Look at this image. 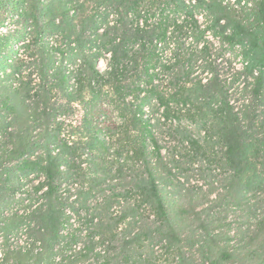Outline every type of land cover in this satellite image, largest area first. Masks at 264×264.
Returning <instances> with one entry per match:
<instances>
[{
	"label": "trees",
	"instance_id": "trees-1",
	"mask_svg": "<svg viewBox=\"0 0 264 264\" xmlns=\"http://www.w3.org/2000/svg\"><path fill=\"white\" fill-rule=\"evenodd\" d=\"M0 264H264V0H0Z\"/></svg>",
	"mask_w": 264,
	"mask_h": 264
},
{
	"label": "rangeland",
	"instance_id": "rangeland-1",
	"mask_svg": "<svg viewBox=\"0 0 264 264\" xmlns=\"http://www.w3.org/2000/svg\"><path fill=\"white\" fill-rule=\"evenodd\" d=\"M7 22H9V27H13L16 28L17 25H15L16 23H14V19H12L9 15H7ZM8 27V26H7ZM5 27V28H7ZM214 45L216 48V51L218 54H220V57L218 59L217 62V70L219 71V73L227 79H232L235 75V77H237L238 75H240L244 65L242 63V56L239 53V50H230L227 46L223 47L219 42L218 39H214ZM22 43L21 40L17 41L15 43V46H20ZM99 65L102 69H105L107 67V62L105 59H101L99 62ZM239 71V72H238ZM207 72H205L203 70V66H201V64H199L194 72L193 76H206ZM238 74V75H237ZM168 71H161L159 74V77L156 81L157 84H159V89L166 90L167 89V82H168ZM253 79L252 77L246 75V74H241L240 76H238V79H236V84L238 85L239 83H241L240 86H243L244 84L250 83L252 82ZM78 110L76 111L75 115H74V119L75 122L77 124L81 123L82 118H83V109L80 106H77ZM115 114V113H114ZM112 115V121L116 120V115ZM218 172V171H217ZM203 174L198 172L197 170L191 171L190 172V176H189V180L192 184H203L204 189H206L205 187L207 186L206 182H211L213 179H215L214 177V173L212 175H210L208 178L206 177V181L205 179H203ZM219 185H215L220 187ZM217 188V187H216ZM230 216H232L230 214Z\"/></svg>",
	"mask_w": 264,
	"mask_h": 264
}]
</instances>
